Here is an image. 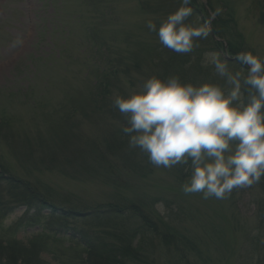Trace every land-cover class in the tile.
I'll return each instance as SVG.
<instances>
[{
    "label": "rangeland",
    "instance_id": "rangeland-1",
    "mask_svg": "<svg viewBox=\"0 0 264 264\" xmlns=\"http://www.w3.org/2000/svg\"><path fill=\"white\" fill-rule=\"evenodd\" d=\"M139 1L0 0V126L10 122L13 129L9 132L8 124L7 130L2 128L0 132V163L7 171L0 173V186L6 192L2 179L7 182L12 177L53 190L56 202L66 207L85 210L109 202L114 187L95 175L88 178L82 174L79 165L84 159L79 156L88 155L87 161L91 153L82 154L81 150L100 145L113 123L109 114L105 116L106 111L97 115L92 109L97 74L113 70L120 63V55L130 52L127 39L133 34L147 36L146 23L155 17L144 12ZM208 1L202 0L205 4ZM211 1L219 13L234 15L250 46L261 54L264 0ZM148 2L153 7L160 4L156 0ZM120 82L127 86L126 79ZM12 136L15 138L10 140ZM147 181L152 185L147 188L151 195L166 193L162 185L171 186V178L165 174ZM253 199L250 194L237 206L224 199H196L203 218L225 228L216 264L246 263L245 239L231 228L236 227L237 219L250 228L254 225ZM10 208L13 210L0 225V239L8 246L15 242L29 245L37 234L52 226L59 231V224L51 222L48 212L41 214L36 226L20 228L21 220H32L39 214L28 212L21 202L11 203ZM232 213L236 215L234 224ZM70 223L85 228L80 220ZM184 225L191 231L200 230L197 221L188 220ZM70 239L66 247L72 244ZM41 255L48 264H62V260L75 257L73 252L61 257L55 245Z\"/></svg>",
    "mask_w": 264,
    "mask_h": 264
},
{
    "label": "trees",
    "instance_id": "trees-1",
    "mask_svg": "<svg viewBox=\"0 0 264 264\" xmlns=\"http://www.w3.org/2000/svg\"><path fill=\"white\" fill-rule=\"evenodd\" d=\"M148 1L153 0H140V8L144 12L147 11L148 15L155 16L151 20L157 26L170 13L181 6H186L192 10L186 23L194 26L207 25V27L211 24L214 35L208 31L207 37L195 41L197 46L191 53L183 55L163 47L156 33L150 31L147 26H145L147 36L133 34L127 39V44L130 45L129 54L120 55V63L116 62L118 65L114 66L113 70L97 74L92 95V109L97 115L105 114L103 112L106 111L105 116L109 114L113 119L112 126L107 129V133H104L100 145L88 147L89 150H81L82 154L91 153L87 161L85 158L88 155L79 156L84 159L79 165L80 172L88 178L97 176V179L104 184L113 186L115 192L108 203L79 210L57 203V194L53 190L41 189L36 184L32 185L24 180L17 181L12 177L7 178V182L2 179L8 191L0 186L2 208L0 225L13 210L10 204L21 202L28 207V212L34 210L39 216L36 215L32 220H21L18 224L20 228L36 226L40 222L41 214L48 212L47 216L51 222L59 224V231L53 226L49 227L47 232L42 230L31 239L29 245L15 242L8 246L0 239V264H19L21 261L20 264H48L41 253L53 245L57 247L61 257H66L70 252L75 254L74 258L68 257L62 260V264H216L219 262V256L216 254L223 246L219 240L224 236L225 228L213 225L212 220L203 218L198 212L196 199H203L202 194H185L182 191V185L190 176V172L186 170L187 166L177 165L170 169L155 167L139 149L129 148L128 137L122 131L126 121L113 106V96L127 97L130 94L128 90L138 92L140 90L138 87H141L151 76L165 79L176 75L185 83L223 84V81L214 75L211 66H202L205 53L218 52L222 59L227 60V56L233 58L240 52H251L264 60V51L260 54L250 46L244 33L239 29L234 15L219 13L211 0L207 4L202 0H190L187 5H183V0H163V2L156 0L160 2L157 7H153V3L150 4ZM168 2L170 5L165 6ZM172 4L174 7H170ZM261 20L264 22V17ZM227 61L234 70L239 67L246 68L239 65L236 60ZM121 78L128 81L127 86L120 82ZM86 109L87 107L81 112ZM66 121H69V118ZM8 124L10 122L0 126V132L2 128L6 131ZM8 130L9 132L13 130L11 124ZM9 138L11 140L15 137ZM4 167L0 163L1 174L7 173L3 170ZM157 174L170 177L171 186L162 185L161 190H165L166 193L151 195L147 188L152 185L147 180ZM250 194L254 198L252 216L255 220L254 225L250 228L247 226L248 223H242L239 219L237 224H234L236 215L232 213L230 218L236 227L232 226L231 229L245 239L248 257L245 258L244 264L247 262L264 264V179L249 188L234 189L224 200L237 206L242 198ZM6 196L11 201H8ZM190 197L194 200L193 203ZM160 202H163L165 209L163 211L167 212L166 214L156 208ZM74 219L80 220L85 228L72 227L70 220ZM188 220L197 221L200 230L191 231L186 227L184 222ZM34 221L37 222L33 223ZM69 235L70 237H67ZM69 238L72 244L66 247L65 243ZM254 256L258 258L256 261L253 259ZM3 258L7 259L6 263L3 262Z\"/></svg>",
    "mask_w": 264,
    "mask_h": 264
},
{
    "label": "clouds",
    "instance_id": "clouds-1",
    "mask_svg": "<svg viewBox=\"0 0 264 264\" xmlns=\"http://www.w3.org/2000/svg\"><path fill=\"white\" fill-rule=\"evenodd\" d=\"M191 12L181 6L159 26L151 20L146 26L163 47L189 54L209 31L207 25L186 23ZM235 60L246 68L234 70L220 53H205L202 66H211L223 84L151 76L138 92L113 96L126 121L122 131L129 148L139 149L155 167L187 166L185 194L223 200L264 179V60L251 52ZM156 208L163 211V202Z\"/></svg>",
    "mask_w": 264,
    "mask_h": 264
}]
</instances>
